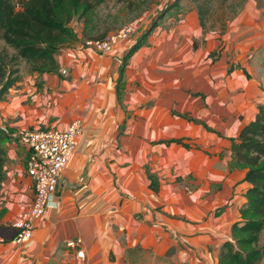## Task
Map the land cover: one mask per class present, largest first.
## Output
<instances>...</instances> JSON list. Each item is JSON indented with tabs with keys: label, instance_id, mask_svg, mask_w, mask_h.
Segmentation results:
<instances>
[{
	"label": "crops",
	"instance_id": "crops-1",
	"mask_svg": "<svg viewBox=\"0 0 264 264\" xmlns=\"http://www.w3.org/2000/svg\"><path fill=\"white\" fill-rule=\"evenodd\" d=\"M177 18L151 31L121 81L134 41L100 55L80 39L56 52V71H22L0 100V264H217L249 187L229 138L264 103V0H247L221 36L193 11ZM74 120L81 130L46 212L15 247L33 197L18 136ZM76 239L82 260L66 246Z\"/></svg>",
	"mask_w": 264,
	"mask_h": 264
},
{
	"label": "trees",
	"instance_id": "trees-1",
	"mask_svg": "<svg viewBox=\"0 0 264 264\" xmlns=\"http://www.w3.org/2000/svg\"><path fill=\"white\" fill-rule=\"evenodd\" d=\"M95 0H0V100L15 86L24 72H54L55 54L67 44L77 42L76 34L68 23L89 15ZM176 9L178 0L163 8ZM199 24L205 30L203 11ZM161 14L145 29L123 56L119 81L129 56L145 44L147 37L161 18ZM173 15V13H171ZM176 14V13H174ZM161 15V16H160ZM7 48L11 49L9 54ZM217 51H212L214 56ZM26 67L23 72L19 67ZM119 87V86H118ZM233 164L246 168L244 180L249 187L245 201L239 208L240 220L231 225L230 237L219 247L217 264H259L264 259V244L258 246L264 230V103L258 104L255 117L245 123L236 137H230ZM174 142L182 143L181 140ZM186 146V143H182ZM5 150L0 144V182L3 178ZM150 188L157 183L151 178Z\"/></svg>",
	"mask_w": 264,
	"mask_h": 264
},
{
	"label": "built area",
	"instance_id": "built-area-1",
	"mask_svg": "<svg viewBox=\"0 0 264 264\" xmlns=\"http://www.w3.org/2000/svg\"><path fill=\"white\" fill-rule=\"evenodd\" d=\"M135 33V27L125 25L102 37L84 39L83 45L105 55L116 44L131 40ZM61 73L66 71L61 70ZM81 123L80 120H74L65 129L30 127L19 134V143L28 150L26 173L33 185V197L29 206L16 216L15 233L11 239L13 246L18 247L27 242L32 236L35 222L44 216L59 175L77 143ZM79 242L78 239L71 240L66 242V246L75 248L76 258L82 260L84 252L78 248Z\"/></svg>",
	"mask_w": 264,
	"mask_h": 264
},
{
	"label": "rangeland",
	"instance_id": "rangeland-1",
	"mask_svg": "<svg viewBox=\"0 0 264 264\" xmlns=\"http://www.w3.org/2000/svg\"><path fill=\"white\" fill-rule=\"evenodd\" d=\"M247 0H178L179 10L168 9L164 16L161 11L171 5L174 0H95L93 11L81 19L68 23L76 38L90 39L98 38L113 32L125 25L135 27L138 36L133 35L132 41H136L145 29L155 20L159 14L161 18L158 26L168 18L178 20V15L192 14V11L199 18V11H203L205 19L204 33H211L221 36L229 28L232 22L242 12L244 3ZM173 13V15L171 14ZM176 13V14H174ZM180 18V17H179ZM220 37L217 38L219 40ZM195 46V43H193ZM3 42L0 41V48ZM8 53L11 49L7 48ZM264 57V49H263ZM264 63V62H263ZM22 62H19L21 71L25 70ZM264 72V69H263ZM264 244V230L259 235L258 246ZM157 264H166L165 261L157 260ZM259 264H264L262 259Z\"/></svg>",
	"mask_w": 264,
	"mask_h": 264
}]
</instances>
